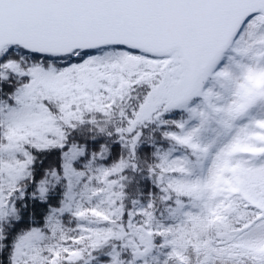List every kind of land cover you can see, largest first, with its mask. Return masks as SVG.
Here are the masks:
<instances>
[{
    "label": "snow or ice",
    "instance_id": "obj_1",
    "mask_svg": "<svg viewBox=\"0 0 264 264\" xmlns=\"http://www.w3.org/2000/svg\"><path fill=\"white\" fill-rule=\"evenodd\" d=\"M0 264H264V0H0Z\"/></svg>",
    "mask_w": 264,
    "mask_h": 264
}]
</instances>
